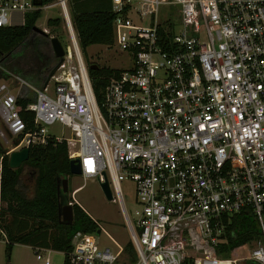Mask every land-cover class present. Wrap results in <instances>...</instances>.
Listing matches in <instances>:
<instances>
[{
    "label": "built area",
    "instance_id": "built-area-1",
    "mask_svg": "<svg viewBox=\"0 0 264 264\" xmlns=\"http://www.w3.org/2000/svg\"><path fill=\"white\" fill-rule=\"evenodd\" d=\"M58 3L72 52L42 87L15 77L34 93L26 109L35 130H26L16 95L0 84L5 133L21 135L14 148L64 140L84 179L105 173L137 264H234L216 254L221 218L246 207L260 231L247 259L264 264V0H111L112 46L132 62L109 77L100 102L65 0ZM38 7L0 0V27ZM56 122L69 138L47 133ZM127 179L135 183V224L120 187ZM99 233L76 230L67 264H114L122 247L100 245ZM8 242L0 226V243Z\"/></svg>",
    "mask_w": 264,
    "mask_h": 264
},
{
    "label": "trees",
    "instance_id": "trees-1",
    "mask_svg": "<svg viewBox=\"0 0 264 264\" xmlns=\"http://www.w3.org/2000/svg\"><path fill=\"white\" fill-rule=\"evenodd\" d=\"M55 0H42V5L52 4ZM68 13L74 29L79 48L85 54L90 45H112L113 19L111 0H66ZM41 16L38 7L24 15L21 24L0 27V80L19 77L35 87H42L58 59L50 51L48 34L39 33L34 29L36 21ZM61 18H49L48 27L60 25ZM87 64H90L87 62ZM119 73L116 69L98 65L97 69H88L91 85L98 102L109 77ZM33 98L17 96L16 104L19 114L26 125L27 131L35 130L33 115L26 109ZM21 135L13 142L17 145ZM29 157L24 163L32 167L33 195L28 197L21 185L20 167H9V154L0 142L2 169L0 173V202L5 207L0 208V224L8 219L37 220V229H52L53 237L50 244L54 250L64 252V264H67L66 254L71 250L72 235L76 230L97 234L99 227L79 205L72 203L73 221L70 224L59 219V205L68 203V191L64 193L60 180L69 178V157L67 144L64 140L57 141L47 137L44 143L31 144ZM224 225L222 239L216 246V253L223 259H228L236 250L259 238V224L256 215L249 208H243L233 214L222 215ZM9 242L5 245V259L10 264L13 242H30L25 235L12 237L7 229ZM123 251L127 253L131 263L138 261L132 240L126 242ZM182 264H193L186 258Z\"/></svg>",
    "mask_w": 264,
    "mask_h": 264
},
{
    "label": "rangeland",
    "instance_id": "rangeland-1",
    "mask_svg": "<svg viewBox=\"0 0 264 264\" xmlns=\"http://www.w3.org/2000/svg\"><path fill=\"white\" fill-rule=\"evenodd\" d=\"M55 2L56 3L51 4L49 7L42 8L41 16L38 18L35 25L41 29H46L49 37L58 38L64 51L69 54L72 52V50L65 23L61 20V23L58 26L48 27L47 25V20L49 18L62 19L63 17L61 6L58 3L59 0H55ZM65 6L68 12L66 1ZM22 17H24V15L18 13L10 14L11 23L13 25L21 23ZM50 51L53 53L51 44ZM83 58L86 63H95L97 65L111 69H122L127 65H130L132 62L130 54L120 52L114 45H90L86 48ZM71 62H75L74 58ZM2 83H5L8 86L10 92L16 95V97L26 95L28 97L34 98L33 91L27 85L21 84L19 80L12 75L9 79L0 80V84ZM45 128L47 133L50 135L64 138L70 137V130L61 123L56 122L52 125L45 126ZM0 130L4 132L5 136V139L0 138V142L7 153L9 154L10 151L17 150V148H14L15 145L13 144L15 138L14 136L7 135L5 133L1 117ZM70 149L73 148L71 147ZM19 167L21 168V185L25 188L26 195L31 197L33 195V180L31 178L33 169L24 162H22ZM120 187L123 193L124 205L127 214L130 217L132 223L135 224V218L137 216L136 212L139 210L135 196V183L129 179L122 180L120 182ZM77 188L79 189L74 192ZM67 191L68 196L70 197L69 204L72 205V203H76L80 207H83L87 214L97 222L99 230H101L98 236L100 245H107L115 250L122 247L120 255L114 264H134L129 260L127 253L123 251V247L126 242L131 239V235L125 219L124 211L120 203L116 200H108L102 193L97 180L93 178L84 179L81 175H72L71 178H67ZM252 245V242L246 244L242 249L234 251L231 257L228 259L234 260V264H255L247 259ZM2 246L3 245H0V264H6L4 258L5 250ZM217 256L220 257L219 255ZM50 260L53 262V255ZM135 264H137V260ZM221 264H231V262L226 260Z\"/></svg>",
    "mask_w": 264,
    "mask_h": 264
},
{
    "label": "crops",
    "instance_id": "crops-1",
    "mask_svg": "<svg viewBox=\"0 0 264 264\" xmlns=\"http://www.w3.org/2000/svg\"><path fill=\"white\" fill-rule=\"evenodd\" d=\"M42 8H41V11H42ZM44 30L47 31L46 29ZM78 189L79 188H77L74 192H76ZM68 203H70V201ZM5 205H6L5 203L3 202L1 203V207H5ZM81 208L84 210L83 207ZM37 222L38 221L34 219L19 220V219H8L7 218V220L4 219V221L0 224V226L2 227L7 237H9L8 232H7V229H8L12 237H18L21 235H25V238L30 240V242H13L12 243L10 264H44L42 260H38L36 258L37 253L41 254L43 258H48L50 261L49 264H64V252L54 250L50 246L52 242V237H53L52 229L39 230L37 229V225H38ZM0 245H3L2 247L5 250L6 244L0 243ZM52 255H53V262H51L50 260ZM4 258H5V252H4ZM5 262H6V259H5Z\"/></svg>",
    "mask_w": 264,
    "mask_h": 264
},
{
    "label": "water",
    "instance_id": "water-1",
    "mask_svg": "<svg viewBox=\"0 0 264 264\" xmlns=\"http://www.w3.org/2000/svg\"><path fill=\"white\" fill-rule=\"evenodd\" d=\"M34 5L36 6H41L42 5V0H33ZM34 29L43 34H47V31L44 29H41L37 27L36 25L34 26ZM50 44L51 48L53 50L55 58L58 59L57 63L54 65V67L51 69L46 82L50 79L52 74L56 71V69L59 67V65L62 62V57L64 55V49L56 37H51L50 38ZM98 65L95 63H90L88 64V69H97ZM45 82V83H46ZM29 157V147H22L17 150H12L9 153V167L10 168H18L22 162L26 161ZM69 171L72 175H80L81 170H80V164H79V159L78 158H72L69 161ZM61 186H62V191L67 192V179L62 178L60 180ZM99 187L104 194V196L108 200H113L112 192L110 189L109 181L108 178L106 177V174L103 173V181H98ZM59 219L60 221L70 224L73 221V211H72V205L69 203H61L59 205ZM100 230L97 231L99 233Z\"/></svg>",
    "mask_w": 264,
    "mask_h": 264
},
{
    "label": "bare ground",
    "instance_id": "bare-ground-1",
    "mask_svg": "<svg viewBox=\"0 0 264 264\" xmlns=\"http://www.w3.org/2000/svg\"><path fill=\"white\" fill-rule=\"evenodd\" d=\"M226 261V260H225Z\"/></svg>",
    "mask_w": 264,
    "mask_h": 264
}]
</instances>
